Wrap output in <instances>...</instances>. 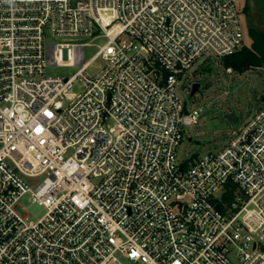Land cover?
<instances>
[{
	"label": "built area",
	"instance_id": "2783aa9c",
	"mask_svg": "<svg viewBox=\"0 0 264 264\" xmlns=\"http://www.w3.org/2000/svg\"><path fill=\"white\" fill-rule=\"evenodd\" d=\"M237 1L0 0V264H264V104L221 150L178 157L201 110L177 87L243 48ZM79 37L106 42L86 61Z\"/></svg>",
	"mask_w": 264,
	"mask_h": 264
},
{
	"label": "rangeland",
	"instance_id": "374dc122",
	"mask_svg": "<svg viewBox=\"0 0 264 264\" xmlns=\"http://www.w3.org/2000/svg\"><path fill=\"white\" fill-rule=\"evenodd\" d=\"M237 6L244 29V43L251 46L250 28L264 31V0H238ZM52 42L59 40L51 38ZM78 42L92 45L86 47V61H89L106 40L79 37ZM99 58L92 62L89 74L101 68ZM81 69L77 66H49L47 75L72 77ZM194 84H199L198 92L191 96ZM74 92L81 91L80 82L73 86ZM177 93L187 109L201 110L198 124L188 127L185 138L178 148L180 160L198 154L221 150L231 139L232 132L244 126L256 110L264 104V65L243 72L225 68L222 59H205L196 65L177 87ZM231 115V118L228 116ZM189 138H192L190 141ZM45 176L25 178L31 188L38 186ZM29 221L41 219L47 209L30 200V194L20 202ZM126 263L125 259H122Z\"/></svg>",
	"mask_w": 264,
	"mask_h": 264
},
{
	"label": "trees",
	"instance_id": "16d2710c",
	"mask_svg": "<svg viewBox=\"0 0 264 264\" xmlns=\"http://www.w3.org/2000/svg\"><path fill=\"white\" fill-rule=\"evenodd\" d=\"M249 34L252 38L251 46L244 44L243 48L236 54L222 58V64L225 68H232L235 71L243 72L264 65V31L250 28ZM198 158V154H195L189 159H185L183 165L188 166ZM235 192V185L231 183L227 184L226 192L223 195V202L218 201L216 204L220 211H225V204H230L234 201Z\"/></svg>",
	"mask_w": 264,
	"mask_h": 264
},
{
	"label": "water",
	"instance_id": "95a60500",
	"mask_svg": "<svg viewBox=\"0 0 264 264\" xmlns=\"http://www.w3.org/2000/svg\"><path fill=\"white\" fill-rule=\"evenodd\" d=\"M198 89H199V84H194L193 88H192V91H191V96H193L195 93H197ZM228 116L231 118V115H228ZM189 140L191 141L192 138H189Z\"/></svg>",
	"mask_w": 264,
	"mask_h": 264
}]
</instances>
